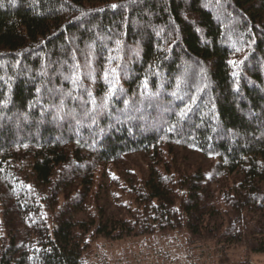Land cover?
<instances>
[{
  "label": "trees",
  "instance_id": "16d2710c",
  "mask_svg": "<svg viewBox=\"0 0 264 264\" xmlns=\"http://www.w3.org/2000/svg\"><path fill=\"white\" fill-rule=\"evenodd\" d=\"M137 153L110 209L97 173ZM174 230L264 253V0H0V264Z\"/></svg>",
  "mask_w": 264,
  "mask_h": 264
},
{
  "label": "rangeland",
  "instance_id": "374dc122",
  "mask_svg": "<svg viewBox=\"0 0 264 264\" xmlns=\"http://www.w3.org/2000/svg\"><path fill=\"white\" fill-rule=\"evenodd\" d=\"M160 167L174 174L193 173L202 168L209 176L215 157H203L195 150L168 145L162 146ZM145 154L124 156L108 165V175L97 173L96 186L106 182L107 203L116 209L117 199L124 200L123 188L129 179H140L148 171ZM238 179L232 177L213 184L214 189L228 188ZM123 192V193H122ZM84 264H264V253L248 252L236 246L222 250L216 240L194 241L187 230L154 233L122 240L92 239L84 254Z\"/></svg>",
  "mask_w": 264,
  "mask_h": 264
},
{
  "label": "snow or ice",
  "instance_id": "6c2138e0",
  "mask_svg": "<svg viewBox=\"0 0 264 264\" xmlns=\"http://www.w3.org/2000/svg\"><path fill=\"white\" fill-rule=\"evenodd\" d=\"M112 71L114 72L115 70H112ZM233 75H236V73H233ZM74 83H75V81H74ZM114 94H115L114 91L110 90L109 93L107 94V96L105 97V100L107 101V99L110 98L111 96H113ZM104 106L106 107V103Z\"/></svg>",
  "mask_w": 264,
  "mask_h": 264
}]
</instances>
